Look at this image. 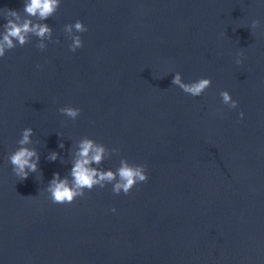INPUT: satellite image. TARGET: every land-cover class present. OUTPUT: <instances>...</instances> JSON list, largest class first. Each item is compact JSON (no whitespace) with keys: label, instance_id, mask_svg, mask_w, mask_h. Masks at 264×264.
<instances>
[{"label":"water","instance_id":"water-1","mask_svg":"<svg viewBox=\"0 0 264 264\" xmlns=\"http://www.w3.org/2000/svg\"><path fill=\"white\" fill-rule=\"evenodd\" d=\"M23 3L0 0V40L8 9L52 33L0 58V264H264V0H61L44 20ZM77 20L88 31L68 33ZM176 72L212 85L193 97ZM28 127L40 171L20 181L7 156ZM84 138L104 148L89 167L146 164L148 181L53 204Z\"/></svg>","mask_w":264,"mask_h":264},{"label":"clouds","instance_id":"clouds-1","mask_svg":"<svg viewBox=\"0 0 264 264\" xmlns=\"http://www.w3.org/2000/svg\"><path fill=\"white\" fill-rule=\"evenodd\" d=\"M60 4L61 0H24L23 12L26 13L28 17L38 16L39 19L44 20L57 12ZM4 19L7 22L3 24L4 33L3 39L0 40V58L5 56L6 48L12 50L16 47L13 44L14 39L17 40L22 47L28 43L29 33L41 38V40L46 36L49 38L51 37L52 30L47 24H34L30 19H25L23 23H18L17 21L20 20L19 10H6ZM259 24V20H252L251 28L256 29ZM65 30L68 33H72L73 30H75L76 33L88 31L87 27L80 20H77L74 24H66ZM54 42L59 43L58 40ZM36 46L40 50L45 48L43 43ZM81 47H83L81 36H73L72 43L69 45L70 51L75 52ZM242 55L243 52L238 54L236 59L237 64L242 63V60L239 58ZM171 83L172 85L178 86L184 93L193 97L202 96L212 85L210 77H201L196 81L186 83L183 81L182 75L179 72L173 75ZM220 96L222 98V103L227 105L230 109L238 107V101L234 100L227 90L221 91ZM59 112L75 120L80 115L81 109L65 106L59 108ZM239 115L242 119L244 113L240 112ZM33 135L34 130L31 127L23 129L21 138L17 141L18 147L7 156V160L12 166L13 173L20 181L26 180L30 173H35L39 169L40 154L34 147H30V145L33 144V140L31 139ZM63 146V143H61L60 147L63 148ZM103 152L104 148L98 146L93 139L84 138L79 144V159L75 161L70 171L72 184H69L68 178L61 179L58 172L54 173L48 186V192L50 193L49 200L53 204H71L77 197L83 196V190L85 188L91 190L94 185H100V187L103 188V182H112L116 180L117 175L119 179L112 189L117 195L121 192L127 195L138 184L148 181L149 177L147 175L146 164L129 165L122 161V166L117 169L116 173L111 170L107 172H98L96 169L89 167L92 162L97 164L100 163ZM57 156L58 153L50 152L46 159L48 161H55ZM111 211L115 212L116 209L112 208Z\"/></svg>","mask_w":264,"mask_h":264}]
</instances>
